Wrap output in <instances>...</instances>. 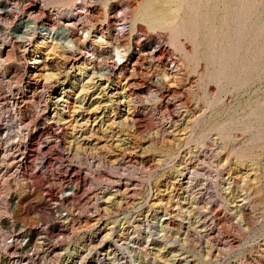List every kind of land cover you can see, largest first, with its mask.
<instances>
[{"label": "rangeland", "instance_id": "obj_1", "mask_svg": "<svg viewBox=\"0 0 264 264\" xmlns=\"http://www.w3.org/2000/svg\"><path fill=\"white\" fill-rule=\"evenodd\" d=\"M238 1L0 0L1 236H61L0 264H264V0Z\"/></svg>", "mask_w": 264, "mask_h": 264}, {"label": "built area", "instance_id": "obj_2", "mask_svg": "<svg viewBox=\"0 0 264 264\" xmlns=\"http://www.w3.org/2000/svg\"><path fill=\"white\" fill-rule=\"evenodd\" d=\"M29 142H31V139H29ZM26 153V156L28 157L29 154L27 151ZM43 156L44 155L42 154L41 156L36 157V159L34 160V162L37 159L40 160V168L37 169H41ZM27 187L30 193V191H32V186L27 185ZM73 191V187H65L61 192L58 193L57 200L54 203H48V201H43L40 204L27 203L24 209L26 210V212L28 210L36 209L39 214H45L46 216L50 217H64L68 214L66 209L67 206L71 204L74 207L75 205L72 201L74 193ZM42 194L44 195L45 193L42 192ZM31 206L35 208L30 209ZM91 210L92 204H88V212ZM59 238H61V236L57 233L47 232L45 229H42V227L37 233H35L34 236L28 232H23L22 230H13L12 228H10L7 231L3 232V237L0 238V252L3 251L8 252L12 255L35 257L36 255H41V245L58 242L60 241ZM77 253L78 249L76 248V246L71 247L65 252V260L62 262V264H84L77 258ZM86 264H93V261L89 256L87 258Z\"/></svg>", "mask_w": 264, "mask_h": 264}, {"label": "bare ground", "instance_id": "obj_3", "mask_svg": "<svg viewBox=\"0 0 264 264\" xmlns=\"http://www.w3.org/2000/svg\"><path fill=\"white\" fill-rule=\"evenodd\" d=\"M238 1V0H237ZM77 2V1H76ZM239 2V1H238ZM245 5V4H244ZM77 7V6H76ZM75 7V8H76ZM243 7V6H242ZM81 8V7H80ZM241 9V8H240ZM190 13V12H189ZM240 17V16H239ZM176 25V24H175ZM239 25V24H238ZM173 28V27H172ZM178 28V27H177ZM175 30V28H174ZM178 30V29H177ZM47 32V34L43 33V32ZM54 30H50L48 29L47 26L45 25H41L40 28L37 29V31L34 33L33 35V40L31 42V46H30V50L28 52V62L30 65H36L39 64L41 62V56L43 54V48H42V43H40V41L42 39H46L48 32H52ZM176 32V31H175ZM178 34V33H177ZM213 34V33H212ZM238 34V33H237ZM236 34V35H237ZM49 37V36H48ZM236 37V36H235ZM211 40V39H210ZM205 42V41H204ZM206 43V42H205ZM211 43V42H210ZM231 55V54H230ZM223 56V55H222ZM227 56V55H226ZM231 57V56H230ZM35 69V68H34ZM69 78H66L65 81L62 83L63 89L61 92V95H68V94H73L74 90L79 89L76 87V80L70 81L69 82ZM78 81V80H77ZM126 102V101H125ZM130 120V119H129ZM38 160V159H37ZM36 160V161H37ZM35 161V162H36ZM35 166V163H34ZM1 232H0V238H1Z\"/></svg>", "mask_w": 264, "mask_h": 264}]
</instances>
